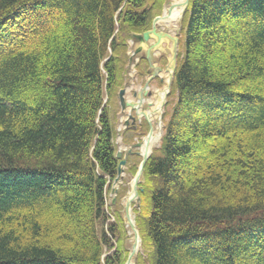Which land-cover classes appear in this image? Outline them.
<instances>
[{"label": "trees", "instance_id": "1", "mask_svg": "<svg viewBox=\"0 0 264 264\" xmlns=\"http://www.w3.org/2000/svg\"><path fill=\"white\" fill-rule=\"evenodd\" d=\"M164 1L0 0V264L125 263L109 106ZM181 35L141 246L150 264H264V0H188Z\"/></svg>", "mask_w": 264, "mask_h": 264}, {"label": "rangeland", "instance_id": "2", "mask_svg": "<svg viewBox=\"0 0 264 264\" xmlns=\"http://www.w3.org/2000/svg\"><path fill=\"white\" fill-rule=\"evenodd\" d=\"M170 0H165L164 4L162 6V9L160 13L156 16L162 15L163 8L169 2ZM154 19V18H153ZM152 19V21H153ZM176 22V21H175ZM175 24V23H174ZM152 26V23H151ZM150 30V29H149ZM156 30L158 32H166L169 33L171 36L176 37V50L177 53L182 48L181 46V19L176 23L175 26L172 27H166L162 25L156 26ZM156 43V37L154 35H150L148 40H136L135 38H130L127 40L128 48H127V54H128V64L126 66V74L124 79V84L121 87L125 89L124 91V98L128 101H137L138 93L140 92L141 88L144 86L148 78L151 76V73L153 72V68L150 66L149 61L146 58V50L150 48V46H153L150 50V57H151V63L155 67H159L160 71L157 72V74L151 78L148 81V88H146L147 93L143 95L144 103H142V107L140 111L146 110L149 105L147 104L146 100L154 97L155 90H163L161 94H159L156 98L158 102L159 110H160V116H157V124H159L160 129L158 131V138L155 141V146L152 148L155 149L159 147L161 136H162V116L164 114V111H169L173 101H174V95H169L170 91V85L172 77L165 80V77L162 76V73H167L170 68L167 69V66L169 64V59L171 57V49L173 45V41L169 39L168 37H163L160 39V41L157 44ZM176 53V55H177ZM145 57L148 63V70L147 72L139 77L137 75V67L136 64L140 57ZM164 58V59H163ZM131 59V60H130ZM174 72V71H173ZM172 74V73H171ZM171 76V75H170ZM161 79V80H160ZM169 81V82H168ZM167 83L169 86H167ZM167 90V91H166ZM116 97V98H115ZM111 102H110V119L113 123L115 134H114V146H115V154L116 151H120V156L118 158V164H117V170L116 174L113 179L109 181L108 187L106 188V208L108 211L109 218L107 219L108 223L114 222L115 220V211L117 210L119 212V215L122 219L123 227H124V246L127 249V252H133V255L130 256V259L127 261L126 264L130 260H132V264H135V258L137 255H141L142 257V263L143 264H150L147 261L148 256V248H145L141 246V239L140 242L134 241V231L131 228V225H128L125 219L126 211L124 209V205L126 200L131 201V208L134 215V220L137 215L135 212V209L139 208L138 203L140 200H137L135 198L133 201L129 199L131 191L133 189L134 185V175L133 171L131 170V167L138 168V165L140 164V161L142 159L140 154L139 146L135 147L133 144L136 142H141L143 136H145L149 131V123L145 117H140L138 115L137 109H130L129 107H126L125 109H121L118 93L115 96ZM106 99V98H105ZM167 101H169L167 104ZM153 102V101H152ZM138 103H141L140 101ZM128 113L131 114L134 119L128 118ZM136 113V115H135ZM128 120V122H125V120ZM148 129L145 131L144 127H147ZM152 152V151H151ZM151 155V153H150ZM120 160H124V164L120 165L121 170L118 172V166ZM142 175V174H141ZM140 175L139 182L142 181V176ZM132 186V188H131ZM138 188V185H137ZM145 202L147 199H144ZM143 203V201H142ZM143 211V210H142ZM128 215V213L126 214ZM141 216H145L143 212H141ZM106 228V227H104ZM112 244H114V238H111ZM139 246V247H138ZM113 248H109L108 246H104L103 249V255L108 254L111 252ZM127 254V256H128ZM127 259V258H126ZM145 260V261H144Z\"/></svg>", "mask_w": 264, "mask_h": 264}, {"label": "water", "instance_id": "3", "mask_svg": "<svg viewBox=\"0 0 264 264\" xmlns=\"http://www.w3.org/2000/svg\"><path fill=\"white\" fill-rule=\"evenodd\" d=\"M187 5H188V0H184V9H183V12H184V10H185V8H186ZM160 17H161V15L154 17V19L152 21V26H151V29L150 30L144 31L141 34H133L132 37L135 38L136 40H144V41H146V40H148V38L150 37V35H154L156 37V43H154V44H157L160 41V39L163 38V37L164 38L165 37H168L169 39H171L173 41V45H172L171 57L169 59V64L167 66V69L168 68H171V73H172L171 74V77H172L173 71H174L175 66H176V53H177V50H176V41H177V39H176V37L171 36V35H169L166 32H161V31L158 32L156 30V22L158 21V19H160ZM152 47L153 46H150V48H148L146 50L145 55H146L147 60L150 63V66L153 68V72L151 73V76L148 78V80L146 81V83L141 88L140 92L138 93L137 101H128V100H125V98L123 96L124 91H125L124 88H122V89H120L118 91L119 103H120V107H121L122 110L125 109L126 107H129L130 109H135L137 102H139L140 99L143 98V95L145 93H147L146 88H148V81L151 78H153L157 74L158 71H160V68L159 67H155L151 63L150 50H151ZM169 85H170V83H169ZM135 115H136V113H135ZM128 118H130L132 120L134 119V117L131 114H129V113H128ZM125 122H128V120L126 119ZM149 130H150V128H149ZM139 144H140V142H136L135 144H133V146L138 147ZM120 153H121L120 151H116V154H115L116 157H119L120 156ZM149 155L150 154L145 155V156L141 155L142 159H141L140 164L138 165V168H137L136 173L134 175L135 179H137L141 175L142 170H143V166H144L146 160L148 159ZM122 164H124V160H120L119 166H118V172L121 170L120 165H122ZM134 188L136 190V198H137V200H139L137 183L135 184ZM129 207H130V202L129 201H126L125 202V205H124V209H125L126 212H127V210H128ZM131 228H133V230H134V237H133L134 238V241L135 242H137V241L140 242V235H139L138 229L136 228L135 223H132L131 224ZM131 255H132V252L131 253L129 252V254L127 256V259H126V261H125L124 264L127 263L128 259L130 258Z\"/></svg>", "mask_w": 264, "mask_h": 264}, {"label": "bare ground", "instance_id": "4", "mask_svg": "<svg viewBox=\"0 0 264 264\" xmlns=\"http://www.w3.org/2000/svg\"><path fill=\"white\" fill-rule=\"evenodd\" d=\"M169 6H174V7H176V9H175V11H173L174 12V15H175V17L177 18V20H176V22H175V24H174V26L176 25V23L178 22V21H180V19H181V17H182V13H183V9H184V0H174V1H172L171 3H170V5ZM164 14V10H163V12H162V17L164 16L163 15ZM162 17H160V19L162 18ZM158 19V21L156 22V26H157V24L158 25H163L164 26V21L161 19ZM160 20V21H159ZM167 23V22H166ZM167 24H169V23H167ZM166 26V25H165ZM169 25H167V27H168ZM169 34V33H168ZM170 35V34H169ZM183 36V35H182ZM182 39V38H181ZM164 59V58H163ZM171 69V68H170ZM177 69V68H176ZM171 75V71L169 70L167 73H162V76L163 77H165V80L167 81L168 79H170V76ZM169 82V81H168ZM165 88H166V86H165ZM164 88V89H165ZM164 89L163 90H155V95H154V97H152V98H150V99H148V100H146V102H147V104L149 105V107L146 109V110H143V111H140L141 110V107H142V103H144V101L145 100H143V98L142 99H140V102L141 103H138L137 102V104H136V107H135V110L137 109V112H138V115L140 116V117H145L146 119H147V121H148V123H149V126H150V130H149V132L145 135V136H143V138H142V141L140 142V144H139V149H140V154L141 155H143V156H145V155H148V154H150L151 153V151H152V148L156 145L155 144V141H156V139L158 138V131H159V129H160V126H159V124H157V119H158V117L157 116H160V110H159V107H157L158 106V102H157V100H156V98H157V96L159 95V94H161L162 93V91H164ZM167 91V90H166ZM153 101V102H152ZM154 158V157H153ZM140 177V176H139ZM139 177L137 178V179H135V177H134V185H133V189L134 190H132L131 191V194H130V196L131 197H129V199H131L132 201L136 198V190H135V188H134V186H135V184L138 182V180H139ZM131 188H132V186H131ZM127 201V200H126ZM129 202H130V207L128 208V210H127V212H126V214L128 213V215H126L125 214V219L126 218H128V219H126V222L128 223V225H131L132 223H134V215H133V211H132V208H131V201L130 200H128ZM116 214V213H115ZM136 223V222H135ZM119 228V227H118ZM133 229V228H132ZM134 231V230H133ZM117 246H119V244L117 245ZM120 247V246H119ZM139 247V246H138ZM132 255H133V252H132ZM131 255V256H132ZM125 258V257H124ZM130 259V258H129ZM128 259V260H129ZM128 264H132V260H130L129 262H128Z\"/></svg>", "mask_w": 264, "mask_h": 264}, {"label": "crops", "instance_id": "5", "mask_svg": "<svg viewBox=\"0 0 264 264\" xmlns=\"http://www.w3.org/2000/svg\"><path fill=\"white\" fill-rule=\"evenodd\" d=\"M172 1H174V0H170L169 2H167V4L164 6V8H163V10H164V16L161 18L163 21H164V26L166 25V27H167V25H169L168 27H172V26H174V23H175V21L177 20V18L175 17V15H174V12L173 11H175V9H176V7H172V6H169L170 5V3L172 2ZM160 19V20H161ZM159 20V21H160ZM169 23V24H167V23ZM162 25V24H161ZM163 26V25H162ZM167 86H168V83H167Z\"/></svg>", "mask_w": 264, "mask_h": 264}]
</instances>
